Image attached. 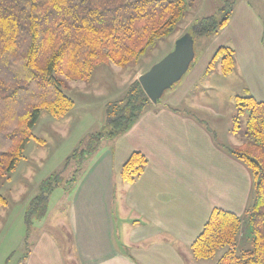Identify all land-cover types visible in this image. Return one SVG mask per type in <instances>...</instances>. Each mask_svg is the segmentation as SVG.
Masks as SVG:
<instances>
[{"label": "trees", "instance_id": "trees-1", "mask_svg": "<svg viewBox=\"0 0 264 264\" xmlns=\"http://www.w3.org/2000/svg\"><path fill=\"white\" fill-rule=\"evenodd\" d=\"M236 1H227L220 20L210 16L197 21L191 32L195 42L226 28ZM192 7L188 0H0V179L15 169L32 139L45 143L33 134L42 112L62 118L74 107L65 93L68 81H88L101 65L124 69L138 64L158 40L177 31ZM236 63L235 50L220 46L206 73L220 64L226 77ZM235 103L231 133L242 136L244 143L225 150L250 170L251 200L243 215L213 209L191 251L195 259L209 260L225 249L216 264H264V100L251 94L236 96ZM152 107L140 82L134 81L122 100L107 104L102 131L80 142L65 169L74 161L75 172L81 174L104 140L126 134ZM148 163L145 154L134 152L122 166V182L134 184ZM61 174L40 184L38 201H47ZM78 178L70 184L75 186ZM6 204L0 195V206Z\"/></svg>", "mask_w": 264, "mask_h": 264}, {"label": "crops", "instance_id": "crops-1", "mask_svg": "<svg viewBox=\"0 0 264 264\" xmlns=\"http://www.w3.org/2000/svg\"><path fill=\"white\" fill-rule=\"evenodd\" d=\"M244 11L235 7L228 26L211 38L197 66L165 103L146 111L123 136L103 142L86 162L68 215L73 239L68 255L58 241L43 239L27 264H71V259L74 264H200L191 246L212 210L243 215L251 200V172L217 143L215 131L199 117L202 111L214 112L207 95L193 91L198 86L218 91L219 74L212 80L214 73L204 68L220 46H229L237 62L231 75L237 71L247 84L245 91L264 100V77L261 84L255 78L254 59L261 56L253 59L261 52L240 25ZM136 151L149 163L134 184H125L121 169Z\"/></svg>", "mask_w": 264, "mask_h": 264}, {"label": "rangeland", "instance_id": "rangeland-1", "mask_svg": "<svg viewBox=\"0 0 264 264\" xmlns=\"http://www.w3.org/2000/svg\"><path fill=\"white\" fill-rule=\"evenodd\" d=\"M188 1L193 2V7L188 9L177 31L170 37L158 40L155 46L141 57L138 64L124 69L114 64L101 65L96 68L88 81H68L65 93L74 101V107L62 118H55L42 112L33 134L45 143L32 139L27 144L23 158L15 169L7 178L0 179V195L7 201L6 205L0 206V264H27L35 244L43 239L58 241L66 256L71 251L73 239L67 224L75 187L69 181L75 176L79 177L81 171L75 172L78 164L76 165L74 161L65 169L66 160L78 148L82 139L102 131L106 120L107 104L122 100L128 87L169 54L180 37L191 33L194 30L193 25L198 20L210 16H216L220 20L221 10L226 6L227 1L233 0ZM236 4L238 8L245 10L244 14L247 12V15H242L240 22L242 27L246 26L243 27L247 35L246 39L253 46L259 44L261 54H255L253 59L255 56H261L260 60L254 59L257 67L256 83L259 80L261 84L264 77V0H237L234 7L237 6ZM239 14L241 16L242 9ZM211 38L196 39V57L191 70L197 66L199 57L210 45ZM207 66L204 68L205 72ZM219 66L220 64H217L212 72L215 76L212 80L219 74L218 91H209V89L212 90L209 86L202 87L204 88L202 90L198 86L195 87L193 94L199 95L202 91L203 95H207V104L214 112L202 111L199 117L215 131L217 143L226 147H236L234 145L240 146L244 140L242 136L231 133L233 118L236 114L235 98L251 95V93L247 94L245 91L246 82L243 76L235 71V76L224 77ZM179 84L167 90L159 104L165 103L170 92ZM230 95L233 96L232 100L229 99ZM252 95L261 101L259 95L255 93ZM247 117L248 112L242 117L243 131L246 128ZM103 142L105 143V140ZM85 166L86 162L82 169ZM54 173L61 174L62 179L60 178L59 183L54 184L47 201H38L37 198L41 193L40 184ZM34 202L39 204L35 205ZM224 250L221 249L214 258L201 260L199 263L215 264ZM69 262L74 264L72 259Z\"/></svg>", "mask_w": 264, "mask_h": 264}, {"label": "water", "instance_id": "water-1", "mask_svg": "<svg viewBox=\"0 0 264 264\" xmlns=\"http://www.w3.org/2000/svg\"><path fill=\"white\" fill-rule=\"evenodd\" d=\"M195 55V40L191 33H186L176 41L169 54L139 77L138 81L153 104L182 80Z\"/></svg>", "mask_w": 264, "mask_h": 264}]
</instances>
